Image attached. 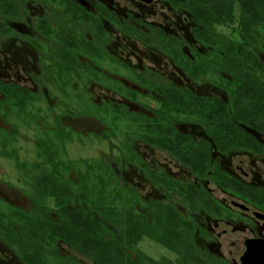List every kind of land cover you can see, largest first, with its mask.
Masks as SVG:
<instances>
[{
    "label": "flooded vegetation",
    "instance_id": "obj_1",
    "mask_svg": "<svg viewBox=\"0 0 264 264\" xmlns=\"http://www.w3.org/2000/svg\"><path fill=\"white\" fill-rule=\"evenodd\" d=\"M1 83L0 264H264V0H0Z\"/></svg>",
    "mask_w": 264,
    "mask_h": 264
},
{
    "label": "rangeland",
    "instance_id": "obj_2",
    "mask_svg": "<svg viewBox=\"0 0 264 264\" xmlns=\"http://www.w3.org/2000/svg\"><path fill=\"white\" fill-rule=\"evenodd\" d=\"M86 122L85 120H82V121H78V125L79 126H82V123L85 125ZM91 122H89L90 124ZM79 126H76L78 129L80 128ZM0 127L3 128L4 127V124L3 122L1 121L0 119ZM1 148V147H0ZM1 158V156H0ZM2 162L0 163V174H4V171H9L10 169H8L7 167L4 166V159L1 160ZM4 195H7L8 196V201L9 202H14V201H17L19 199V196L18 194L16 195V193L13 191H10L9 190V187L4 183V179L2 180L0 178V196L1 197H4ZM21 205L23 206H28L29 205V201L26 200V202L23 201V203H21ZM146 246V247H145ZM148 253H153L154 255L155 254H158L160 253V250L157 248V247H154V245H144L143 247Z\"/></svg>",
    "mask_w": 264,
    "mask_h": 264
},
{
    "label": "trees",
    "instance_id": "obj_3",
    "mask_svg": "<svg viewBox=\"0 0 264 264\" xmlns=\"http://www.w3.org/2000/svg\"><path fill=\"white\" fill-rule=\"evenodd\" d=\"M4 84H0V88H3L4 86H3ZM128 216H127V220L125 221V217L121 220V222L122 223H124V221H125V223L126 222H128V224L131 222V217H130V214H127ZM75 216V218H76V221L77 222H83V221H86L85 219H84V217H83V215L82 214H76V215H74ZM129 218H130V220H129ZM87 222L88 223H90V224H93V223H95V222H97V219L96 218H93V216H89V218L87 219ZM96 232V231H95ZM128 233H130L131 235L130 236H134V235H132V231H131V229H129L128 230ZM34 260L32 259V261L30 262L31 264H35V262H33ZM108 264H113L112 262H109ZM121 264H124V263H121Z\"/></svg>",
    "mask_w": 264,
    "mask_h": 264
}]
</instances>
